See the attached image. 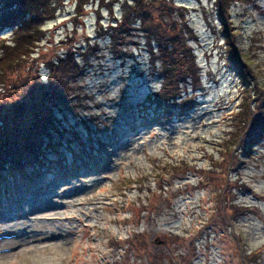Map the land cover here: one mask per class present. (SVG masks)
Masks as SVG:
<instances>
[{"label": "rangeland", "instance_id": "obj_1", "mask_svg": "<svg viewBox=\"0 0 264 264\" xmlns=\"http://www.w3.org/2000/svg\"><path fill=\"white\" fill-rule=\"evenodd\" d=\"M78 1L56 0L35 51L0 77V113L35 103L65 131L27 175L0 169V264H264V134L247 146L253 121L234 124L246 111L242 84L264 76V0L233 4L228 31L214 0H176L197 32L202 80L193 99L172 106L153 97L161 74L143 38L128 36L123 55L112 51L106 25L121 2ZM11 36L0 33L5 43ZM228 38L250 77L229 60ZM68 52L85 59L82 74L66 100L50 99L55 59ZM33 108L20 123L41 116Z\"/></svg>", "mask_w": 264, "mask_h": 264}, {"label": "trees", "instance_id": "obj_2", "mask_svg": "<svg viewBox=\"0 0 264 264\" xmlns=\"http://www.w3.org/2000/svg\"><path fill=\"white\" fill-rule=\"evenodd\" d=\"M97 1L108 2L114 7L121 2V7H119L121 16L113 14L115 20L109 21L106 25L109 40L114 44L113 52L119 54L118 56L125 54L128 51V45H124L125 39L135 34H138L149 45L147 51L150 66L153 70L158 69L161 74L160 86L153 97L167 102L169 106L177 104L179 100L193 99L194 94L199 90L202 73L198 68L196 51L192 43L197 37V32L190 20L188 7L179 4L176 0ZM214 1L218 19L223 24L222 28L228 31L231 29L229 27L231 26L229 21L232 13L231 7L239 0ZM89 2L91 1L79 0L78 5L86 6ZM56 11V0H0V33L8 30L12 35L10 41L6 43L3 42L4 37L0 38V42H3L0 44V77L7 78L12 71L21 68L23 61L35 51L38 42L45 34L43 20L52 16ZM160 27L164 32L159 30ZM230 40V38L227 40L229 60L235 65L238 62L246 68L248 71L245 73L243 70V75L247 74L250 77L251 63L248 59L246 60V55L243 56L242 51L235 48L233 42H229ZM55 60L57 65L53 73H50V79L55 78L53 82L50 80V86L53 89L50 95L54 96L50 99L66 100L68 96H71L70 92L73 89L71 81L78 79V76L82 74L85 59L68 52ZM235 70L238 71V69ZM188 84L194 89V93L189 95L185 94V90L182 89L183 85ZM23 86H26L25 82ZM242 86L246 93L244 96L246 111L237 110L234 124L246 129L248 121H245L244 117L247 115H249L248 120L253 121V131L245 138L248 146L264 134V76L250 78L244 81ZM12 87V93L18 90L15 82L8 88ZM252 90L255 91V95ZM22 103H17L12 108L5 107L7 113H0V124L4 123V126L0 127V169L10 166L17 172L19 171V175L24 176L27 175L25 172L27 168L32 169L42 165L43 158L48 155V149L54 148L51 138L55 133L63 132L64 134L65 131L60 126L61 120H58L57 114L52 112L51 108L48 107L46 111H42L35 103L28 106L26 105L29 102ZM31 105L34 107L32 110L34 116L42 113L41 116L37 120H31L29 125L27 124L29 122L20 123L25 121L21 118V113ZM18 106L26 107L18 113ZM8 110L17 113H9ZM253 113L255 115L252 118ZM47 116L53 117L54 121L49 122V119H44ZM13 125L16 127L11 129ZM24 125H26L24 129L15 132ZM235 129L230 136L234 137L233 135L237 133ZM10 130L14 132L10 133ZM251 150L247 152L248 155ZM236 206L244 207L239 204ZM140 237L142 233L136 232L129 240L131 244H134ZM155 261L161 262L160 258Z\"/></svg>", "mask_w": 264, "mask_h": 264}]
</instances>
